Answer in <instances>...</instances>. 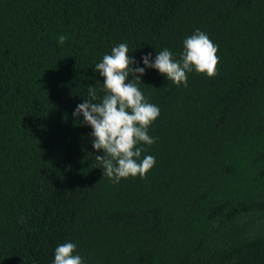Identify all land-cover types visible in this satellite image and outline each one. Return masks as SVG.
I'll return each mask as SVG.
<instances>
[{"label":"trees","instance_id":"obj_1","mask_svg":"<svg viewBox=\"0 0 264 264\" xmlns=\"http://www.w3.org/2000/svg\"><path fill=\"white\" fill-rule=\"evenodd\" d=\"M196 29L217 75L145 69L155 164L113 183L72 116L89 85L105 95L95 64L120 43L133 67L179 59ZM65 242L84 264H264V0H0V264Z\"/></svg>","mask_w":264,"mask_h":264},{"label":"clouds","instance_id":"obj_2","mask_svg":"<svg viewBox=\"0 0 264 264\" xmlns=\"http://www.w3.org/2000/svg\"><path fill=\"white\" fill-rule=\"evenodd\" d=\"M66 39L65 35H60L57 42L63 45ZM217 51L218 46L208 35L196 29L184 39L179 59L164 48L154 59L151 52L142 55L140 62L144 67H133L138 62L130 55L128 45L120 43L95 64L93 71L104 78L102 91L105 95L99 97L98 90L89 85L87 98L76 106L72 116H82L83 120L78 122L91 127L92 147L102 151L95 159L103 176L113 183L129 177L143 179L155 164L153 156L145 155L141 159L142 152L146 151L143 145L155 143L148 129L160 114L159 108L149 103L139 88L145 69H155L177 87H187L190 72L208 78L217 75ZM97 100L98 103L93 102ZM20 222H24L23 217ZM76 247L73 242L58 245L53 264H84L83 258L74 254Z\"/></svg>","mask_w":264,"mask_h":264}]
</instances>
